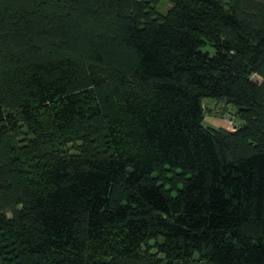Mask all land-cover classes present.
I'll list each match as a JSON object with an SVG mask.
<instances>
[{"label": "trees", "instance_id": "obj_1", "mask_svg": "<svg viewBox=\"0 0 264 264\" xmlns=\"http://www.w3.org/2000/svg\"><path fill=\"white\" fill-rule=\"evenodd\" d=\"M0 264H264V0H0Z\"/></svg>", "mask_w": 264, "mask_h": 264}, {"label": "rangeland", "instance_id": "obj_2", "mask_svg": "<svg viewBox=\"0 0 264 264\" xmlns=\"http://www.w3.org/2000/svg\"><path fill=\"white\" fill-rule=\"evenodd\" d=\"M169 2L162 1L161 6L158 8L160 13H164L169 6ZM253 81L260 82L261 79L253 75L252 77ZM204 108H205V115L203 119V126L205 127H213V128H224L227 130H234L237 126L240 125L241 120L235 117H230L226 115H221L222 110V104L219 102H215L213 100H205L204 101ZM71 145H68L69 152H72V149L70 148Z\"/></svg>", "mask_w": 264, "mask_h": 264}, {"label": "water", "instance_id": "obj_3", "mask_svg": "<svg viewBox=\"0 0 264 264\" xmlns=\"http://www.w3.org/2000/svg\"><path fill=\"white\" fill-rule=\"evenodd\" d=\"M238 110L235 106H232V105H227V113L230 115V116H235L237 114ZM224 114V113H222Z\"/></svg>", "mask_w": 264, "mask_h": 264}]
</instances>
